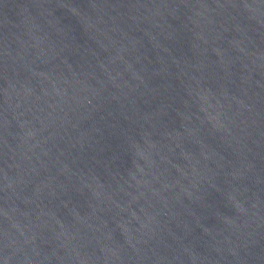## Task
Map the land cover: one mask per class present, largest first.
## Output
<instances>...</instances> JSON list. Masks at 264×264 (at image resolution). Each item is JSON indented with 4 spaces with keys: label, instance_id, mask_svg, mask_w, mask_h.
Here are the masks:
<instances>
[{
    "label": "water",
    "instance_id": "95a60500",
    "mask_svg": "<svg viewBox=\"0 0 264 264\" xmlns=\"http://www.w3.org/2000/svg\"><path fill=\"white\" fill-rule=\"evenodd\" d=\"M0 264H264V0H0Z\"/></svg>",
    "mask_w": 264,
    "mask_h": 264
}]
</instances>
